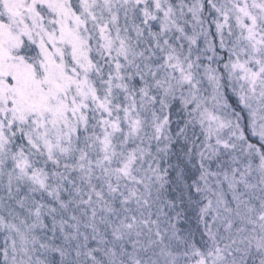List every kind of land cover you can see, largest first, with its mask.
Returning a JSON list of instances; mask_svg holds the SVG:
<instances>
[{
    "label": "snow or ice",
    "instance_id": "1",
    "mask_svg": "<svg viewBox=\"0 0 264 264\" xmlns=\"http://www.w3.org/2000/svg\"><path fill=\"white\" fill-rule=\"evenodd\" d=\"M0 264H264V0H0Z\"/></svg>",
    "mask_w": 264,
    "mask_h": 264
}]
</instances>
